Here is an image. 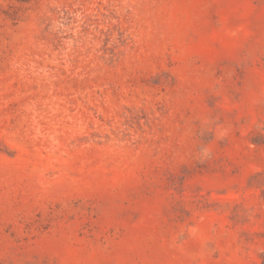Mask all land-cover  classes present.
<instances>
[{"label":"rangeland","instance_id":"rangeland-1","mask_svg":"<svg viewBox=\"0 0 264 264\" xmlns=\"http://www.w3.org/2000/svg\"><path fill=\"white\" fill-rule=\"evenodd\" d=\"M0 264H264V0H0Z\"/></svg>","mask_w":264,"mask_h":264}]
</instances>
